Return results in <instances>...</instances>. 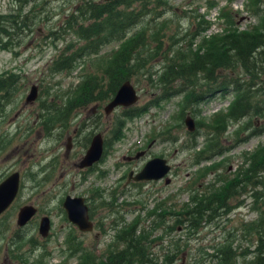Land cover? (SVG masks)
I'll list each match as a JSON object with an SVG mask.
<instances>
[{"label": "rangeland", "instance_id": "rangeland-1", "mask_svg": "<svg viewBox=\"0 0 264 264\" xmlns=\"http://www.w3.org/2000/svg\"><path fill=\"white\" fill-rule=\"evenodd\" d=\"M84 1L91 0H38L36 9L40 11L33 31L26 32L19 45L13 42L11 49L0 50V75L19 76L17 90L0 114V183L13 172L20 174L19 192L11 206L0 215V264H20L19 257L25 256L28 264H77L76 258L65 260L68 249L64 244L69 235L80 238L85 248L100 257L114 240L116 223L124 220L121 226H132L137 217V234L149 235L146 247L150 248L151 257L157 258L154 259L157 264H164L165 255L172 256L175 243H180L179 247L184 251L175 262L166 264H213L209 259L211 247L222 243L232 244L237 263L246 264L251 258L254 236L253 233L246 234L243 225L256 220L258 214L253 208L264 204L261 197L264 196V173L259 178L261 184L248 185L243 189L239 187L226 201L225 210H211L209 213L213 212L215 216L201 224L199 233L188 234L182 227L174 229V219L182 206L191 208L194 198L203 197L200 196L203 192L209 193L208 187L218 188L223 179L231 181L240 167H247L245 156L264 145V133L256 134V130L264 131V116L252 117L250 125L245 123L246 118L230 123L220 141L226 152L222 151L219 157L213 156L210 162L201 161L195 165L198 159L194 153L201 150L208 140L211 117L225 113L233 97L213 93L203 103L188 107L181 115L183 93L161 99L157 82L166 66L165 56L169 57L168 52L172 49L186 48L189 44L196 48L201 38L222 34L228 28L247 31L257 26L258 18L253 13L250 0H162L160 5L158 0H148L151 4L148 7L152 9V20L148 24L152 29L161 24L162 33L166 35L164 41L170 45L165 44L162 53L155 56L150 52L143 53L135 81H130L138 95L133 107L147 106V113L124 120L125 109L118 108L105 115L107 100L90 101L86 107L70 113L66 129H61L56 123L46 133L41 126L44 104L51 110L67 103L75 96L72 92L78 86L79 75L97 70L92 69L88 62L99 58L88 56H84L69 73L51 76L47 69L54 58L65 54V48L75 42L62 22L76 14ZM262 3L261 9L264 1ZM11 4L10 0H0V13L8 12ZM225 9L232 12L234 27L220 18L219 13ZM199 17H203L204 22ZM201 21L204 24H200ZM203 27L207 30L195 35ZM118 45L119 42H112L99 54L110 58ZM262 74L264 80V68ZM32 85L38 88V98L35 102L26 103L25 97ZM178 86L172 85L173 91ZM156 100H162L159 106L149 107ZM187 118L192 120V132L185 124ZM121 120L124 125L122 134L112 142V127ZM99 133L104 139L103 157L90 169H81L78 164L85 156L90 138ZM68 142L70 148L66 150ZM194 143L197 146L195 150L192 148ZM142 151L144 154L137 157ZM153 158L165 159L170 166L165 176L168 182L162 179L128 184L129 172L141 170ZM204 169L207 173L202 174ZM66 196L85 199L94 223L92 231L83 234L68 223L62 209ZM26 205L34 206L37 212L19 228L17 213ZM158 214L162 215L164 222L158 220ZM42 217L50 220L51 229L47 237H41L38 232ZM117 244L119 247L123 245ZM62 250L65 251L61 254ZM33 255L35 258L31 259Z\"/></svg>", "mask_w": 264, "mask_h": 264}, {"label": "trees", "instance_id": "trees-1", "mask_svg": "<svg viewBox=\"0 0 264 264\" xmlns=\"http://www.w3.org/2000/svg\"><path fill=\"white\" fill-rule=\"evenodd\" d=\"M10 1L12 7L8 12L0 13L1 51L11 49L13 42L19 45L26 32L33 31L36 15L40 11L36 9L38 0ZM158 1L159 5L163 3L162 0ZM263 1L250 0L253 13L258 18L257 26L247 31L228 28L222 34L201 38L196 48L191 44L186 48L179 46L169 51V55L166 54L169 57L165 56L166 66L158 77L157 85L161 90V99L166 100L174 94L183 93L180 99L181 115L188 107L203 103L213 93L229 94L233 97L225 113L220 112L211 117L208 140L201 150L194 153L198 159L195 165H199L201 161L210 162L213 156L219 157L222 151L226 152L225 147H222L224 150L221 148L220 141L230 123H237L246 118L245 123L250 125L252 117L264 116V82H261L264 81L261 78L264 68V8L260 7ZM148 3V0L84 1L76 14H71L68 21L66 19L62 22L75 42L65 48V54L53 59L47 67L49 74L53 76L62 72H72L84 56L99 59L88 62L92 69H97L96 71L90 70L79 75L78 86L72 92L75 95L73 99L55 106L57 110H49L44 104L45 115L41 120V126L46 133H49L56 123L61 129H66L69 126L70 113L86 107L90 101L91 103L99 100L111 101L125 81H135L140 56L143 53L150 52L151 56H155L162 53L165 44L170 45L167 40L164 41L166 35L162 33L161 24L156 29H152L148 24L152 20V9L148 7L151 4ZM29 6L31 7L28 9ZM228 11L222 10L219 13L220 18H224L229 26L234 27L233 14ZM199 18L203 21V17ZM202 21L200 24H204ZM206 30L207 28L203 27L195 35L199 36V33ZM112 42H119V45L118 49L112 51L110 58L99 54L103 47ZM100 61H104L106 65L103 66L104 63ZM224 72L228 74H222ZM18 81V75H0V114L11 102ZM172 85H179L178 89L173 91ZM159 101L162 100L151 102L149 107H158ZM147 110V106L125 109L124 120L135 119L147 113ZM123 126L121 120L112 127L110 137L112 142L120 138ZM262 133L264 131L256 130V134ZM192 148L194 150L197 148L195 143ZM244 164L247 167H240L234 179L227 180L228 183L223 179L222 185L216 187L217 189L208 187L209 193L203 192L200 195L203 197L194 198L192 200L194 205L191 208L187 205L182 206L175 213L174 229L182 227L188 234L199 233L201 224L207 223L210 216L213 218L216 209L219 211L227 208L226 201L235 195L239 187L243 189L248 185L261 184L259 178L264 173V145L259 146L252 154L246 155ZM213 167L214 165L211 168ZM201 173L205 174L207 170L204 169ZM261 197L264 200V196ZM253 209L257 211V219L243 225L245 233H253L254 236L253 251L246 264H264V204L254 206ZM211 210L213 212L209 213ZM157 218L164 222L161 214H158ZM137 219L139 218L132 223L134 225L128 227L121 226L124 220L116 223L113 228L115 233L113 244H109V249L100 257H96L85 248L80 238L69 235L64 244L66 250L68 249L65 260L76 258L77 264H157L154 261L157 258L151 257L150 248L146 247L149 235L143 232L137 234L135 225ZM161 222L159 226L162 225ZM155 223L156 221L153 222ZM117 243L123 245L119 247ZM179 246L180 243H175L172 256L170 254L164 256V264L177 260L178 255L184 251ZM211 250L212 253L209 255L211 263L238 264L232 244H214ZM64 251L62 250L61 254ZM25 257H19L20 264H28V257ZM33 258L35 255L31 259Z\"/></svg>", "mask_w": 264, "mask_h": 264}, {"label": "water", "instance_id": "water-1", "mask_svg": "<svg viewBox=\"0 0 264 264\" xmlns=\"http://www.w3.org/2000/svg\"><path fill=\"white\" fill-rule=\"evenodd\" d=\"M108 2L111 0H103ZM37 87L34 85L30 88L29 94L25 98L26 103H32L37 98ZM138 100V95L131 85L130 81H125L116 92L115 96L104 107L106 115L110 114L117 107L128 108L134 105ZM187 129L192 132L194 126L192 120L187 118L185 120ZM103 150V142L100 134L95 135L90 145L79 164L80 168L90 167L95 162L99 161ZM141 152L138 156L143 155ZM170 170V166L166 163L165 159L153 158L149 160L143 168L132 178L133 181H152L160 180ZM131 173L129 174V180L131 179ZM20 175L18 172H13L7 176L0 183V215L8 209L11 203L14 201L19 190ZM168 182V180L166 181ZM62 207L65 211L67 220L75 225L81 232H90L92 230V223L89 220L88 208L85 204V199L82 197H70L66 196ZM37 212L36 208L32 205H26L19 209L16 218V224L18 227L25 226ZM50 220L48 217H42L39 222L38 232L41 237H47L50 231Z\"/></svg>", "mask_w": 264, "mask_h": 264}, {"label": "flooded vegetation", "instance_id": "flooded-vegetation-1", "mask_svg": "<svg viewBox=\"0 0 264 264\" xmlns=\"http://www.w3.org/2000/svg\"><path fill=\"white\" fill-rule=\"evenodd\" d=\"M94 121H95V120H94ZM90 141H91V139H90ZM89 145H90V144H89ZM164 182H165V180H164ZM90 218H91V217H90ZM90 218H89V219H90ZM90 221H91V219H90ZM91 222H92V221H91ZM92 224H94V223L92 222ZM93 226H94V225H93Z\"/></svg>", "mask_w": 264, "mask_h": 264}, {"label": "bare ground", "instance_id": "bare-ground-1", "mask_svg": "<svg viewBox=\"0 0 264 264\" xmlns=\"http://www.w3.org/2000/svg\"><path fill=\"white\" fill-rule=\"evenodd\" d=\"M92 140V138H90ZM91 142V141H90Z\"/></svg>", "mask_w": 264, "mask_h": 264}]
</instances>
